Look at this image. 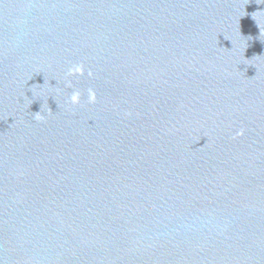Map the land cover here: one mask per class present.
<instances>
[{"label": "water", "instance_id": "1", "mask_svg": "<svg viewBox=\"0 0 264 264\" xmlns=\"http://www.w3.org/2000/svg\"><path fill=\"white\" fill-rule=\"evenodd\" d=\"M0 264H264V0H0Z\"/></svg>", "mask_w": 264, "mask_h": 264}, {"label": "clouds", "instance_id": "2", "mask_svg": "<svg viewBox=\"0 0 264 264\" xmlns=\"http://www.w3.org/2000/svg\"><path fill=\"white\" fill-rule=\"evenodd\" d=\"M86 71V66L84 63H75L71 67L68 68L65 77H66V86L71 88L73 87L72 80L67 79V77H73V76H84ZM95 73L92 71V69L87 70V76L88 77H94ZM88 93V102L89 103H95L97 100V94L96 91L93 88L87 89ZM81 92L79 90L72 91L71 95L68 97L67 102L72 105L79 104L81 102ZM44 117L40 115L39 112H37L36 119H43Z\"/></svg>", "mask_w": 264, "mask_h": 264}]
</instances>
